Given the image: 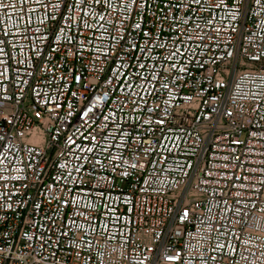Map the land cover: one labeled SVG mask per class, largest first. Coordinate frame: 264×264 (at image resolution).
<instances>
[{"label":"built area","instance_id":"1","mask_svg":"<svg viewBox=\"0 0 264 264\" xmlns=\"http://www.w3.org/2000/svg\"><path fill=\"white\" fill-rule=\"evenodd\" d=\"M0 264H264V0H0Z\"/></svg>","mask_w":264,"mask_h":264}]
</instances>
